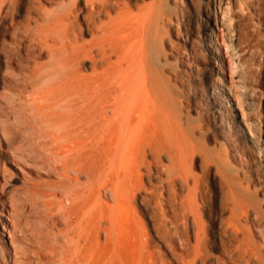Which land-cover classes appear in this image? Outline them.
Segmentation results:
<instances>
[{
    "label": "rangeland",
    "instance_id": "374dc122",
    "mask_svg": "<svg viewBox=\"0 0 264 264\" xmlns=\"http://www.w3.org/2000/svg\"><path fill=\"white\" fill-rule=\"evenodd\" d=\"M29 2L17 0L7 17L23 23ZM149 5L148 62L156 82L167 81L171 132L126 161L134 189L122 211L146 235L153 264H264V0H121L132 15ZM5 25L0 40L10 42ZM15 66L0 81V169L10 172L0 188V264H48L64 228L61 195ZM94 199L113 205L101 192Z\"/></svg>",
    "mask_w": 264,
    "mask_h": 264
},
{
    "label": "bare ground",
    "instance_id": "6f19581e",
    "mask_svg": "<svg viewBox=\"0 0 264 264\" xmlns=\"http://www.w3.org/2000/svg\"><path fill=\"white\" fill-rule=\"evenodd\" d=\"M16 2L0 0V24L7 21L4 32L13 36L0 40V81L5 85L16 65L15 88L42 130L52 187L65 202H57L55 219L64 228L47 263L153 264L146 235L122 211L134 189L126 161L171 132L167 81L156 82L147 56L151 5L132 15L121 10V0H53L50 10L30 0L18 23L7 17ZM9 176L0 169V188ZM99 192L113 205L94 199ZM1 229L14 252V232Z\"/></svg>",
    "mask_w": 264,
    "mask_h": 264
}]
</instances>
